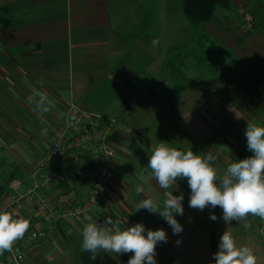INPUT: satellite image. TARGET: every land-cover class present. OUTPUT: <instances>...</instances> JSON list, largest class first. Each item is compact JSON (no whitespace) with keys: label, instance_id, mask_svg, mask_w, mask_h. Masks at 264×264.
<instances>
[{"label":"crops","instance_id":"1","mask_svg":"<svg viewBox=\"0 0 264 264\" xmlns=\"http://www.w3.org/2000/svg\"><path fill=\"white\" fill-rule=\"evenodd\" d=\"M192 44L202 49L190 54ZM71 106L119 121L107 136L115 154L112 182L85 215L163 228L168 242L157 245V264H214L226 230L264 264V219L249 214L227 224L219 207L190 208L186 179L167 190L184 194L179 235L158 213L136 211L146 198H166L155 180L141 179L160 141L215 155L218 177L252 155L244 132L248 123L264 126V0H229L198 25L185 18L182 0H0L1 182L20 177L30 185L29 169ZM70 150V166L84 176L42 189L54 205L68 204L72 193L85 199L98 166L97 154L79 145ZM9 194L6 188L0 201ZM85 215L54 224L30 244L24 264H78ZM37 216L30 202L19 218ZM112 255L127 264L132 253Z\"/></svg>","mask_w":264,"mask_h":264},{"label":"clouds","instance_id":"2","mask_svg":"<svg viewBox=\"0 0 264 264\" xmlns=\"http://www.w3.org/2000/svg\"><path fill=\"white\" fill-rule=\"evenodd\" d=\"M244 136L247 150L252 155L228 164L222 177H218L214 167L215 155L177 150L167 142L160 141L152 151L141 179L145 183L155 180L166 198L162 203L151 197L146 198L137 204L136 211L144 209L152 214L158 213L171 227L173 234L179 235L183 226L176 216L184 215V194L173 195L167 190L174 186L176 189L178 180L186 179L190 188V208L204 211L219 207L222 219L227 224L242 221L249 214L264 219V126L248 123ZM137 191L142 192L143 189L138 188ZM210 219H217L214 212L210 214ZM82 223L81 248L91 252L93 259L103 250L118 256L132 253L127 264H157V245L168 242L167 232L163 228L146 229L143 223L121 227L119 220L108 217L102 223H97L90 215H85ZM29 226L27 219L13 218L7 211L0 212V255L5 251L13 252V245L24 237ZM213 260L214 264H257L253 249L237 246L227 230L219 239Z\"/></svg>","mask_w":264,"mask_h":264},{"label":"built area","instance_id":"3","mask_svg":"<svg viewBox=\"0 0 264 264\" xmlns=\"http://www.w3.org/2000/svg\"><path fill=\"white\" fill-rule=\"evenodd\" d=\"M129 112L130 109L125 110V113ZM117 124L119 121L115 117L69 107L61 119L59 134L29 169L30 185H26L20 177L7 181L9 199L0 201V212L7 211L13 218H19L24 215L27 203L33 202L38 216L27 219L30 226L24 237L13 245L14 251H5L0 255L6 264H24L30 244L46 237L54 224L65 218L79 221L102 201L104 192L113 179L115 155L114 149L107 142V136ZM71 144L97 154L98 166L92 175V183L85 199L81 200L72 193L68 204L54 205L41 194L42 189L57 180L76 181L84 176L69 164Z\"/></svg>","mask_w":264,"mask_h":264},{"label":"trees","instance_id":"4","mask_svg":"<svg viewBox=\"0 0 264 264\" xmlns=\"http://www.w3.org/2000/svg\"><path fill=\"white\" fill-rule=\"evenodd\" d=\"M229 0H182V12L189 23L198 25L209 21L218 7H226ZM170 64V63H169ZM6 189V183L0 181V197ZM79 259L82 264H119L111 253L99 251L95 259L92 253L81 249Z\"/></svg>","mask_w":264,"mask_h":264},{"label":"rangeland","instance_id":"5","mask_svg":"<svg viewBox=\"0 0 264 264\" xmlns=\"http://www.w3.org/2000/svg\"><path fill=\"white\" fill-rule=\"evenodd\" d=\"M179 8V7H178ZM173 12H174V14H175V2L173 3ZM181 12V10L180 9H178V13H180ZM183 17V16H182ZM184 19V18H183ZM189 26H190V24H188ZM202 44H204V42H202ZM208 44V43H207ZM187 49H192V50H190L189 52H191L190 54H195L196 52H198V49H202V47L201 46H197L196 44H192L191 45V47H189V48H187ZM190 63H191V65L193 66L194 65V62L192 61V59H190ZM127 114V113H126ZM75 264H76V262H75ZM78 264H82V262H81V260L79 259L78 260Z\"/></svg>","mask_w":264,"mask_h":264}]
</instances>
